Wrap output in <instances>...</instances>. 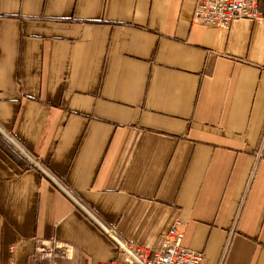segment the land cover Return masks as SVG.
Listing matches in <instances>:
<instances>
[{"label":"crops","instance_id":"0c3cea01","mask_svg":"<svg viewBox=\"0 0 264 264\" xmlns=\"http://www.w3.org/2000/svg\"><path fill=\"white\" fill-rule=\"evenodd\" d=\"M196 2L0 0V264L119 263L112 229L153 251L176 222L264 264V19Z\"/></svg>","mask_w":264,"mask_h":264},{"label":"built area","instance_id":"2783aa9c","mask_svg":"<svg viewBox=\"0 0 264 264\" xmlns=\"http://www.w3.org/2000/svg\"><path fill=\"white\" fill-rule=\"evenodd\" d=\"M261 1L264 0H197L192 21L227 27L236 19H264V13L260 8ZM38 164L43 169V166ZM67 191L74 195L70 189ZM110 235L119 246L122 261L99 264H206L202 252L183 246L184 233L179 230V222L169 230L159 250L152 251L139 244L125 241L113 229Z\"/></svg>","mask_w":264,"mask_h":264}]
</instances>
